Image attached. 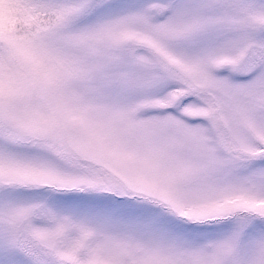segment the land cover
Instances as JSON below:
<instances>
[{
    "label": "snow or ice",
    "instance_id": "6c2138e0",
    "mask_svg": "<svg viewBox=\"0 0 264 264\" xmlns=\"http://www.w3.org/2000/svg\"><path fill=\"white\" fill-rule=\"evenodd\" d=\"M0 264H264V0H0Z\"/></svg>",
    "mask_w": 264,
    "mask_h": 264
}]
</instances>
